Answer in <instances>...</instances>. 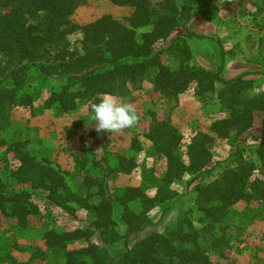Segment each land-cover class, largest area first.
I'll use <instances>...</instances> for the list:
<instances>
[{
    "label": "trees",
    "instance_id": "1",
    "mask_svg": "<svg viewBox=\"0 0 264 264\" xmlns=\"http://www.w3.org/2000/svg\"><path fill=\"white\" fill-rule=\"evenodd\" d=\"M109 1L118 7L132 8L131 15L122 20L103 15L78 25L72 16L86 0H0V8L5 10L0 15V135L10 126L14 109L34 108V97L26 92L34 80L33 71L62 84L61 90L44 102L45 109L58 104L64 112H71L87 103L93 111L104 94L127 98L148 82L155 91L173 97L191 87L203 97L220 85L223 88L219 96L229 115L215 120L208 133L193 137L187 160L181 152L184 136L170 121L157 120L151 126L144 137L165 158L167 170L154 198L139 187L125 189L119 198L121 218L126 225L124 234L117 231L112 201L101 187L96 193L78 194L60 170L31 153L28 141L19 140L8 146L0 136V148L8 146L20 163L6 178L0 176V220L14 218L19 227L26 228L29 219L40 213L38 205L31 201L32 193L40 191L49 204L71 215L85 210L93 216L87 228L62 232L52 229L44 233L43 240L50 249H67L75 242H88L86 247L67 251L65 264H212L199 244V232L188 218L165 233H151L142 239L139 236L150 225L151 213L158 205L178 195L173 185L182 181L185 174L195 177L189 186L212 174L208 168L212 161L210 148L217 139L237 140L245 135L260 139L252 136L250 130L255 113L264 114V93L246 95L254 87V82L247 79L249 72L225 80L222 71L192 68L184 62L173 68L164 62V50H158L160 43L178 45L183 38H206L188 27L191 18L186 8L190 0ZM179 28L186 33L172 39ZM77 32H81L82 39L73 46L70 36ZM133 145L138 147L136 140ZM258 154L264 169V144ZM120 166L130 173L135 163L121 158ZM257 167L239 155L237 165L226 168L213 183L195 185V203L211 223L206 230L213 231L214 225L223 221L237 203L264 201V172L256 176ZM88 186L92 188V184ZM97 196L101 199L96 203L93 199ZM228 243L225 237H218L211 247L223 249ZM118 244L124 250L114 255L109 247ZM44 258L45 254L36 250L29 261L12 264H33Z\"/></svg>",
    "mask_w": 264,
    "mask_h": 264
},
{
    "label": "rangeland",
    "instance_id": "2",
    "mask_svg": "<svg viewBox=\"0 0 264 264\" xmlns=\"http://www.w3.org/2000/svg\"><path fill=\"white\" fill-rule=\"evenodd\" d=\"M132 11L130 7L115 6L109 0H86L85 5L76 9L72 21L85 25L103 15L122 20ZM4 12L0 8V15ZM186 12L191 18L188 24L190 31L206 38L190 40L182 37L178 45L160 43L158 50H164V62L173 68L184 62L192 68L222 71L225 80L249 72L251 75L247 79L254 82V87L246 95L251 97L264 93V0H190ZM185 33L179 28L171 38ZM81 39V32L70 36L73 46H77ZM183 50L188 52L184 54ZM32 74L34 80L26 92L34 97V108L14 109L11 124L1 133V138L8 146L19 140L28 141L31 153L38 159H47L64 174L69 187L82 196L88 192L96 193L101 187L112 201L114 220L120 234L126 232L119 203L125 189L139 187L154 198L167 170L165 158L144 137L151 126L157 120L170 121L184 136L181 152L187 160V149L193 137L200 132L208 133L215 120L229 115L219 96V90L223 88L220 85L203 97L196 94L194 87L173 97L162 95L146 82L130 97H117L121 102L134 105L139 117L137 124L118 133H97L94 113L87 103L71 112H64L58 104L45 109L44 102L59 92L62 84L40 76L36 71ZM263 117L262 112H256L254 126L250 130L252 136L260 137L259 140L246 135L237 140L217 139L210 148L212 161L208 168L212 174L192 186L188 183L195 177L185 174L182 181L173 185L178 195L158 205L151 213L150 225L139 239L155 232L165 233L177 222L188 218L199 232V244L210 256L212 264H264V201L237 203L223 221L214 225L213 231H208L206 229L211 223L198 210L194 193L197 183H213L226 168L235 167L239 155L245 161L254 162L258 166L255 175L261 176L264 169L258 152L260 145L264 144ZM134 140L138 143L137 148L133 145ZM8 146L0 148V176L3 178L20 165L14 153L8 151ZM121 158L135 163L130 173L123 171ZM88 184H92V188ZM100 199L97 196L93 201L97 203ZM31 201L38 205L40 213L29 219L26 228L19 227L14 218L1 217L0 264L27 262L36 250L42 251L45 258L36 259L33 264H65L67 251L88 245L86 241H78L67 249H50L45 245L43 235L52 229L62 232L87 228L93 220L90 212L79 210L71 215L49 204L40 191L32 193ZM218 237H225L229 242L223 249L211 247ZM91 242L97 243L95 239ZM109 250L115 255L124 247L118 244Z\"/></svg>",
    "mask_w": 264,
    "mask_h": 264
},
{
    "label": "clouds",
    "instance_id": "3",
    "mask_svg": "<svg viewBox=\"0 0 264 264\" xmlns=\"http://www.w3.org/2000/svg\"><path fill=\"white\" fill-rule=\"evenodd\" d=\"M93 121L97 133H118L133 128L138 122V112L133 104L121 102L115 95L106 93L93 106Z\"/></svg>",
    "mask_w": 264,
    "mask_h": 264
}]
</instances>
